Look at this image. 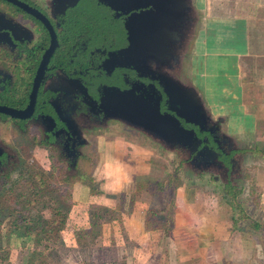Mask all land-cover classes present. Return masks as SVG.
Here are the masks:
<instances>
[{
  "label": "flooded vegetation",
  "instance_id": "flooded-vegetation-1",
  "mask_svg": "<svg viewBox=\"0 0 264 264\" xmlns=\"http://www.w3.org/2000/svg\"><path fill=\"white\" fill-rule=\"evenodd\" d=\"M126 4L127 0H0V200L11 198L14 190L29 189L34 153L48 156L58 173L72 177L115 122L126 126L107 116L103 102L109 91L133 90L141 96L159 90L160 111H168L166 95L153 75L159 66L170 73L175 67L128 52L126 24L132 14L151 6L125 12L121 8ZM180 121L199 138L207 137V145L219 153L221 164L214 172L228 177L241 168L245 151L239 142L222 136L225 118L208 123L211 133ZM223 201L226 206L231 202ZM232 219L238 221L234 215Z\"/></svg>",
  "mask_w": 264,
  "mask_h": 264
},
{
  "label": "rangeland",
  "instance_id": "rangeland-1",
  "mask_svg": "<svg viewBox=\"0 0 264 264\" xmlns=\"http://www.w3.org/2000/svg\"><path fill=\"white\" fill-rule=\"evenodd\" d=\"M241 24L240 31L243 30L244 21ZM199 36L195 37L185 57L182 73H185L187 75L185 77L196 83L204 93L213 121H217L222 114L225 115L221 131L224 133L227 131L233 141L239 142L238 145L245 151L241 159V168L239 170L236 168L228 177L220 176L213 169L194 171L187 163L186 153L181 149L174 148L170 151L168 148L154 144L139 131H134L119 122H113L110 135L128 138L132 136L135 141L151 148L152 170L146 186L156 196L157 207L167 202L165 206L172 208L173 189L180 182H184L189 190H203L207 202L209 204L211 202L210 205L215 203V199L221 204L225 203L224 198L229 199L230 206L223 205V207L228 210L229 219H232L233 215L237 217L238 226L244 233V230L251 231L253 227L264 226V102H262L264 87H259L258 90L256 87L249 90L246 88L245 91L249 93L244 94L243 99L233 97L230 83L222 75V68L225 69L227 63L230 65L236 58L228 57L222 52L223 57L210 55V59L207 58L208 63L204 57L203 47L208 48V51H211V48L203 44ZM239 37L235 35L233 38L238 40ZM207 54L209 56L211 53ZM259 66L262 67L264 64ZM243 67L245 68V65ZM228 94L235 99L233 100L235 104L228 102ZM224 101L229 105H223ZM232 106L235 108L231 118L227 111ZM240 109L243 111L241 114L238 113ZM238 115L244 116L238 118ZM234 120H237L234 126L240 132L232 131ZM255 147L259 149L253 151ZM97 149L98 147L95 146L88 159L80 163L72 177H66L65 172L58 173L57 168L51 165L48 156L41 152L34 153L33 166L29 168V189L24 190V193L14 190L11 198L0 200V264H79L78 262L91 260L97 252L98 257L101 256V251L97 250L99 243L95 241L97 227L94 226L93 231H87L84 227L87 225V220L89 224L101 225L102 220L108 221L113 213L103 210L104 208L97 206L96 203L85 205L82 212H87L89 216L81 213L80 217L75 218L76 210H71L74 203L72 199L75 198L76 193L77 197L85 195L86 192L91 195L101 193L100 182L104 179ZM93 191L95 192L92 193ZM17 193H20V196L16 197ZM22 195L24 197H21ZM125 195V192H120L117 197L123 199ZM72 225L81 228H74L75 233H72L70 231ZM60 228L68 230L63 237L66 243L61 244L63 238ZM71 235H73L71 239L77 238L75 246L73 240L71 242L69 239ZM255 235L258 239L261 234Z\"/></svg>",
  "mask_w": 264,
  "mask_h": 264
},
{
  "label": "crops",
  "instance_id": "crops-1",
  "mask_svg": "<svg viewBox=\"0 0 264 264\" xmlns=\"http://www.w3.org/2000/svg\"><path fill=\"white\" fill-rule=\"evenodd\" d=\"M199 8L204 19L199 38L211 48L208 51L203 47L206 61L210 55L223 57L222 52L236 58L222 68L232 96L243 99L249 93L246 88L264 87V66H259L264 64V0H201ZM235 35L240 36L238 40H234ZM227 99L234 103L229 94ZM234 108L227 111L231 118ZM241 112L240 109L238 113ZM231 128L234 133L240 132L233 125ZM111 132L100 139L97 149L104 179L100 182L101 193L86 192L84 197H77L76 193L72 199L75 218L84 213L85 205L95 203L113 213L101 225L89 224L87 220L85 230L93 231L97 227L95 241L99 243L97 250L101 256L97 252L91 260L79 264H264V226L257 228L258 232L251 228L246 230L248 234L245 230L243 233L238 221L229 219L224 203L214 198L215 206L210 205L203 190H189L184 182L173 189L172 208L165 206L167 202L157 207L156 196L146 186L152 170L151 148L132 136H111ZM140 183L145 185L137 191ZM120 192L126 194L123 199L117 197ZM151 209L156 213L151 214ZM84 214L89 216L87 212ZM72 227V233L74 228H81ZM59 231L62 238L68 232L65 228ZM73 243L75 246L77 238Z\"/></svg>",
  "mask_w": 264,
  "mask_h": 264
},
{
  "label": "water",
  "instance_id": "water-1",
  "mask_svg": "<svg viewBox=\"0 0 264 264\" xmlns=\"http://www.w3.org/2000/svg\"><path fill=\"white\" fill-rule=\"evenodd\" d=\"M139 1L141 3H137ZM149 5L150 8L132 14V21L126 24L131 41L128 52L142 60L156 57L159 65H167L170 69L175 67L170 73L159 66L153 75L166 95L168 111H160L159 90L141 96H135L133 90H111L103 107L109 118L124 122L154 144L170 151L174 148L184 151L187 163L194 171L215 169L221 164L219 153L207 145V137L199 138L192 128H185L180 121V118L184 119L210 133L213 127H206L208 123H217L212 119L202 90L182 73L191 44L196 36L201 35L203 10L197 0H127L121 9L128 12ZM222 136L232 139L227 133Z\"/></svg>",
  "mask_w": 264,
  "mask_h": 264
},
{
  "label": "trees",
  "instance_id": "trees-1",
  "mask_svg": "<svg viewBox=\"0 0 264 264\" xmlns=\"http://www.w3.org/2000/svg\"><path fill=\"white\" fill-rule=\"evenodd\" d=\"M143 184H144V183H143ZM143 184L140 183V184L137 185V191L141 190V189L144 187ZM94 192H95V191H93L92 193H94ZM150 213H151V214H155L156 211L153 210V209H151V210H150ZM145 222H146V221H145ZM147 222H148V221H147ZM61 226H62V225H61ZM61 226H60V227H61Z\"/></svg>",
  "mask_w": 264,
  "mask_h": 264
}]
</instances>
